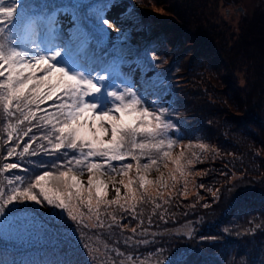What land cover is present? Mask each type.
<instances>
[{
  "label": "rangeland",
  "instance_id": "obj_1",
  "mask_svg": "<svg viewBox=\"0 0 264 264\" xmlns=\"http://www.w3.org/2000/svg\"><path fill=\"white\" fill-rule=\"evenodd\" d=\"M5 1L7 6L11 0ZM32 2L41 3V0ZM48 2L58 6L71 4V0ZM90 2L109 3L105 15L113 24V28L108 30L107 47L98 50L102 66L110 65L115 58L114 45L122 49L136 50L138 54L151 50L158 56L157 60L148 61L155 67L137 63L138 57L135 59L127 57L131 63L122 64L118 74L105 72L100 65L93 66L95 71L91 74L108 75L109 79L104 83L115 91H122L125 86L130 85L138 89L145 74L151 76L157 83L162 90V96L151 95L147 97V102L153 107H159L166 102V106L170 108L169 118L180 129L171 134L173 139L178 140L171 149V155L177 157L183 151L185 160H192L187 169L191 173L187 176L188 194L184 195V182L178 180L175 189L170 190L171 194L165 195L167 204L158 199L154 203L141 204L137 207L138 215L135 219H132L131 213L114 211L116 206H112L108 210L111 215L103 210L99 213V218L103 222L102 227L97 226L95 219L89 220L87 216L83 218V224L77 225L68 220L65 214L62 223L50 226L55 231L47 226L49 213L56 210L29 203L27 206L34 208L35 211L24 215L34 216L37 224L32 227L29 234L12 236L10 239L0 235V260L4 264L9 262L53 264L57 261H66L68 264H131L128 258L132 256L135 258L134 264H156L158 256L168 259L172 255L169 261L171 264L180 252H185V260H200L207 257L209 261L215 260L219 264H253L249 262L251 259L249 257H257L258 254L254 253L253 248L258 247L231 249L221 247L217 251L215 247L203 246L210 239H224L222 235L209 238L211 233L206 234V227H209L210 231L214 230L215 224L223 216L227 217L230 212L229 208L223 215L215 214L223 189L214 186V183L206 186L210 184L207 177L219 173L224 176L221 182L226 183L230 180L232 183L244 177L240 171L241 166L250 167L251 170L258 169L259 166L264 173V132L256 130L259 140L254 141L244 133L245 130L244 132L241 129L237 130L235 123L226 118L228 115L240 116L242 119L247 117L252 108L246 97L253 91H256V94L264 88L260 82L264 80V54L261 55L259 45L253 43V32L246 22L253 20L254 17L258 19L264 17V0H90ZM58 19L67 22L69 17L61 15ZM118 37L123 39L118 40ZM8 39L14 41L17 46L13 49L19 51H30L33 39L39 43V36H33L31 32L27 34L26 39L19 34H11ZM201 47L204 52L207 51L206 55L199 56ZM193 56L199 59L194 61ZM82 68L86 74L89 73L88 66L84 65ZM121 78L128 82L123 84ZM241 98L246 102L244 108L241 106ZM99 99L89 97L88 101L98 102ZM194 99L198 101V106L195 109L186 107V104H190ZM108 106L110 104L102 105ZM254 115L264 120V105L255 110ZM3 116L0 110V140L6 139L9 131V121L6 117L3 119ZM125 122L130 123L131 120L126 117ZM207 123L211 127L206 126ZM213 130L230 139L238 149L228 152L222 146L212 143L211 140L217 138L213 136ZM201 144L207 145V149L200 148ZM2 149L3 146L0 145V152ZM43 157L44 155L26 157V160L30 159L32 162L20 163L22 167L29 169L28 172L14 170L4 176L22 175L26 184L36 172L42 173L49 166L45 163L41 165ZM224 157L225 166L220 167L219 162L224 161ZM257 157L263 161L254 159ZM145 159L146 157H142V162ZM160 160L163 161L162 155ZM3 162L0 159V163ZM126 162L113 163L119 167ZM172 167L170 162L168 168L161 164L160 172L151 171L148 179L156 181L161 173L167 178L168 170ZM228 168L233 172H228ZM130 175L135 178L134 171ZM4 176H0V181L6 184ZM79 178L86 187L88 179L86 170ZM119 179L117 176V180ZM217 189H219L217 197H213L212 192ZM108 190V199H113L115 193L112 185L108 186ZM121 191L123 193L124 189ZM157 203L161 206L156 207ZM204 204H208L209 207L204 208ZM19 207L24 208L25 205ZM196 207L203 210L200 212V218L192 214L186 220V214ZM81 211L88 213L87 208ZM113 215L116 217L115 220L112 219ZM161 215L168 221L167 223L160 219ZM183 220L185 221L180 224L179 222ZM40 225L46 227L42 228ZM132 227L137 228V233H132ZM218 231L225 235L226 239L242 232L232 223L220 225ZM190 240L195 242L192 247L188 245ZM160 246L164 248L163 253L153 254V249ZM121 252L124 253L123 256L119 255ZM260 264H264V252Z\"/></svg>",
  "mask_w": 264,
  "mask_h": 264
},
{
  "label": "snow or ice",
  "instance_id": "obj_2",
  "mask_svg": "<svg viewBox=\"0 0 264 264\" xmlns=\"http://www.w3.org/2000/svg\"><path fill=\"white\" fill-rule=\"evenodd\" d=\"M49 7L54 9L50 15ZM108 7L107 2L94 4L90 0H71V4L63 6L49 4L48 0H41L39 6L32 0H11L6 6L5 0H0V38L13 31L23 39L29 32L39 36V43L35 39L31 41L30 51L6 47L0 39V110L9 121L6 139L0 140L3 146L0 159L4 161L0 163V176L14 170L28 172L20 163L32 162L26 157L61 156L65 150L79 153L62 164L51 161L46 170L36 172L26 184L22 175L4 176L6 184L0 181V235L5 238L29 234L37 224L34 216L24 215L35 211L27 206L29 203L56 210L49 213L47 226L55 231L50 226L62 223L65 214L77 225L83 224L87 216L102 227L99 213L103 210L111 215L108 210L112 206H116L114 211L131 213L135 219L141 204L154 203L157 199L167 204L165 195L171 194L178 180L184 182V195L188 194L187 176L191 173L187 169L192 160H185L183 151L177 157L171 155V149L178 143L171 134L180 129L169 118L166 102L159 107L147 102L151 95L162 96L157 83L145 74L138 89L130 85L115 91L104 83L108 75L91 74L95 71L93 66H102L98 50L107 47L108 30L113 28L105 15ZM61 15L69 20L61 22L58 19ZM113 51L115 58L110 65L102 66V70L118 74L122 64L131 63L127 60L130 53L116 45ZM157 59L154 51L145 50L138 54L136 62L155 67L148 61ZM84 65L88 66V74L82 68ZM89 97L100 99L89 102ZM54 99L56 103L51 105V110L44 107ZM104 104L110 106L102 107ZM126 117L130 123L125 122ZM39 132L44 134L38 136ZM199 147L207 149L205 144ZM142 157H146L143 162ZM125 161L119 167L113 163ZM169 162L173 167L168 170L167 178L161 173L156 181L148 179L151 171L160 172L161 164L168 168ZM85 170L86 187L79 178ZM133 171L135 178L130 175ZM109 185L115 193L113 199H108ZM218 191H213L212 196L217 197ZM83 208L88 213H83ZM112 219H116L115 215ZM160 219L168 222L162 215ZM131 231L135 234L137 228L132 227ZM163 251L160 246L153 249V254ZM184 255L185 252H180L174 264H207L185 260ZM171 258L172 255L168 259L158 256L156 264H169ZM128 259L134 264V257ZM0 264L4 262L0 260Z\"/></svg>",
  "mask_w": 264,
  "mask_h": 264
},
{
  "label": "trees",
  "instance_id": "obj_3",
  "mask_svg": "<svg viewBox=\"0 0 264 264\" xmlns=\"http://www.w3.org/2000/svg\"><path fill=\"white\" fill-rule=\"evenodd\" d=\"M34 4L37 6L40 5V3L38 2ZM53 10H54L53 8L49 7L47 10V14L50 15ZM39 11L41 10L38 8V12ZM262 20H264V17L260 19H258L257 17H254L253 20H246L249 28L251 27L250 31L253 32L252 33V38L254 39L253 43L256 46L259 45L258 50L261 55L264 54V22ZM11 34L17 35L18 33L13 31L12 33L6 34L4 37L0 39L3 40L6 47L14 48L17 45L14 43V41L8 39L9 35ZM244 41L247 42V40H244ZM125 50L128 53H130V55H128L127 57H131L134 59L138 57L137 56L138 51L130 50V49L128 50L125 49ZM198 54L199 56L201 54L206 55L207 51L204 52L201 47ZM193 58H194V61L199 59V58H195V56H193ZM121 81L123 84L128 82L127 80L122 79V78H121ZM260 82L263 83L264 85V80H261ZM262 90L259 92L257 91L256 94H255L256 91L255 92L253 91L246 97L248 104L251 105V108H252L251 113L247 117L243 119L240 116L228 115V117H226L235 123L236 125L235 128L237 130L241 129L243 130V132L245 130L244 133L249 135L252 139H254V141L259 140L256 134V130H261L264 132V122H263L264 120L259 119V117L254 115L255 110L260 109L262 105H264V88ZM240 100H241V106H243L244 108L246 106V102L244 101L243 98H241ZM255 100H256V104H254ZM55 103H56V100L54 99L53 101L47 102V104L44 105V107H48L51 110V105ZM197 106H198V101L196 99L191 101L190 104H186V107H192L194 109ZM3 119H5V116H3ZM206 126L211 127L208 123L206 124ZM213 133H214L213 136H216L217 138L214 140H211L212 143H216V145L222 146V148L227 149L228 152L238 149L237 146H234V144L232 143L230 139L223 137L222 133L215 132L214 130H213ZM37 134L43 135L44 133L39 132ZM241 150H244V149L241 148ZM76 155H78V152L65 150L64 154L61 156H45L44 155L42 160L47 166L53 160H55L59 164H62L67 159H72L73 157H76ZM243 158H240V159H243ZM225 159L226 158L224 157V161L219 162L220 167L225 166L224 165ZM254 159L258 161L260 159V161H263L259 157L254 158ZM251 163H254V162H251ZM240 171L243 172L244 177L242 179L235 180L232 183H230V180L226 183L221 182V178L223 179L224 176H222L219 173H216L211 177L210 176L207 177L209 178L208 181H210V184H207L206 186H209L212 183H214L215 184L214 186L222 187L223 189L222 191L223 194L221 195V200L216 206L217 211L215 214L223 215V212L229 208H230V212L227 215V217L223 216V218L220 219L215 224L216 227L214 230L210 231L208 230L209 227H206V231H207L206 234H209V233L214 234L213 236L209 234V238L219 237L222 235L224 239L223 240L217 239V238L210 239L208 242L204 244L203 247H215L217 251H219L221 247H230L229 249H231L232 247H258V248H253V250L255 251L254 253L258 254L257 257L255 258L249 257L251 258L249 262H253V264H260V261L262 259V255L264 252V173L259 166H258V169H254V170H251L250 167L241 166ZM228 172H233V170L231 168H228ZM215 181H220V182H215ZM203 183L206 184L205 181H203ZM220 184H222V186H219ZM201 211L203 210L199 209L198 207L192 208L186 214L185 219L187 220L192 214L195 215L196 218H200ZM184 221L185 220L180 221L179 223L181 224ZM230 223H232L235 226H238V228L242 230V232L238 234L237 236H234L230 239H226L225 235H223L222 233L218 231V227L220 225L226 226ZM248 228L250 229L249 231H248ZM235 233H237V231ZM173 244L174 242L171 243V245ZM188 245L192 247L195 245V242L193 240H190ZM243 254L245 253H241V255ZM229 255L230 253H228L227 259H229ZM200 261H206L207 264H219L215 260L209 261L207 257H202ZM171 264H174V263H171Z\"/></svg>",
  "mask_w": 264,
  "mask_h": 264
}]
</instances>
